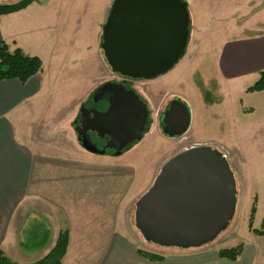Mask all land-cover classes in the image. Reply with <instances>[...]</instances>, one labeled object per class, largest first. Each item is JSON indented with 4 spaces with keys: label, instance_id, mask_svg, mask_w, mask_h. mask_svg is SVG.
Wrapping results in <instances>:
<instances>
[{
    "label": "crops",
    "instance_id": "crops-1",
    "mask_svg": "<svg viewBox=\"0 0 264 264\" xmlns=\"http://www.w3.org/2000/svg\"><path fill=\"white\" fill-rule=\"evenodd\" d=\"M218 5H210L220 21L214 36H223L217 39L222 44L217 72L229 86L241 85L242 112L248 117L264 111V91L247 92L264 72V30L247 33L241 30L243 25L239 28L241 23L231 24L234 15L230 11L249 7L248 0H221ZM31 6L0 17V46L4 42L11 51L20 48L26 55L40 58L27 52L21 42L24 32H41L33 25L42 19V11ZM227 27L234 29L225 30ZM101 42L100 38L98 44ZM101 51L96 48L92 58L93 65L100 67V76L73 103L63 87L66 82L53 83L44 69L26 84L0 81V251L14 263L32 264L44 258L61 232L68 230L63 264H211L188 254L159 255L164 258L161 262L138 255L142 249L136 227L133 222L128 225L129 205L121 196L131 189L139 173L135 160L129 158L132 153L97 158L99 155L82 149L70 131L63 130L82 101L103 82ZM56 108H60L58 112ZM239 132L238 144L225 142L222 151L217 149L227 156L230 152L242 156L250 149L264 152V121L244 122ZM105 187L124 191L105 195ZM242 246L236 261L220 257L219 252L214 259L218 264H255L256 252Z\"/></svg>",
    "mask_w": 264,
    "mask_h": 264
},
{
    "label": "rangeland",
    "instance_id": "rangeland-1",
    "mask_svg": "<svg viewBox=\"0 0 264 264\" xmlns=\"http://www.w3.org/2000/svg\"><path fill=\"white\" fill-rule=\"evenodd\" d=\"M18 1L20 0L0 1V3L12 4ZM113 1L40 0L31 4L42 11L39 14L42 19L36 20L37 23L33 25L41 29L42 33L33 32L29 35L24 32L21 42L27 52L41 58L43 69L53 83L66 82V86L63 87L68 90L67 93L73 99L72 103L83 95L85 88L94 84L93 80L100 76V67L93 65L92 58L95 56L96 48L101 49L98 40L100 38L102 40L103 26L110 14ZM192 1L189 8L191 35L187 52L174 69L152 81H132L122 77L126 79V85L134 88L147 103L150 110V126L142 141L132 144L127 148L128 150H125V153H132L129 158L135 160L139 171L131 189H126L125 193L121 194L123 198H127L129 205L126 209L128 217L131 218L129 226L132 222L135 226L136 203L151 188L157 173L168 159L195 146H210L213 149L218 147L221 150L224 149L225 142L232 141L238 144L241 124L244 122L256 124L264 121V111H256L253 115L244 117L241 85L229 86L223 82L217 72V61L222 47L217 39L221 40L223 36H214L219 30L220 21L219 18L216 19L217 12L211 10L210 5L215 4L217 8L221 0ZM248 6L236 12L235 9L230 11L234 15L231 24L241 23L238 24L241 25L239 28L244 26L241 30H246L247 33L264 30V0H248ZM44 28L46 31L43 30ZM233 29L225 28L229 31ZM102 55L104 57L103 52ZM104 62L103 82L87 95L81 107L92 104L94 93L103 83L122 82L121 76H115L106 60ZM149 94L152 95V99L146 96ZM175 98L185 103L192 115L189 131L180 138L165 136L161 123L163 111ZM59 109L56 108L54 111L58 112ZM79 113L78 109L75 118L62 127L63 130L71 132L78 145L75 121L78 120ZM235 153L230 152L228 158L236 180V212L228 227L216 239L198 248L164 247L147 241L136 229L138 246L152 254L164 256L188 254L198 256L207 262L212 261L211 264H218L219 262L214 258H218L217 254L220 250L246 245L247 250L256 252L255 264H264V237L260 238L253 232L260 227L264 230V225L262 226L264 152L250 149L242 156ZM103 191L105 195H111L124 190L105 187ZM253 206L256 212L251 223Z\"/></svg>",
    "mask_w": 264,
    "mask_h": 264
},
{
    "label": "water",
    "instance_id": "water-1",
    "mask_svg": "<svg viewBox=\"0 0 264 264\" xmlns=\"http://www.w3.org/2000/svg\"><path fill=\"white\" fill-rule=\"evenodd\" d=\"M189 8L186 0H114L100 46L111 72L132 81H152L173 70L187 52ZM94 97L106 99L108 106L103 112L80 109L89 125L76 129L79 143L88 153L103 156L113 150L120 157L147 132L148 105L135 90L116 82L105 83ZM191 119L190 108L175 98L161 116L163 134L184 136ZM89 131L107 139L102 149ZM236 206V180L225 155L210 146H195L164 163L136 203L135 226L154 244L198 248L228 227Z\"/></svg>",
    "mask_w": 264,
    "mask_h": 264
},
{
    "label": "trees",
    "instance_id": "trees-1",
    "mask_svg": "<svg viewBox=\"0 0 264 264\" xmlns=\"http://www.w3.org/2000/svg\"><path fill=\"white\" fill-rule=\"evenodd\" d=\"M12 1V0H0ZM40 0H20L12 4L0 3V17L19 12L26 9L34 2ZM43 69V62L38 57L26 55L20 48L11 51L9 46L2 42L0 46V81L18 80L21 84H26L31 78L38 75ZM264 91V72L260 74L259 80L247 92H262ZM256 212L255 206L252 208V219ZM251 226V224H250ZM257 235L264 236V230H253ZM69 245V231L61 232L53 249L41 260L32 264H63V260L67 254ZM243 252V246L232 249H223L219 251V256L231 261H236ZM138 255L153 262H161L164 260L162 256L148 253L142 250L137 251ZM0 264H17L10 261L2 251H0Z\"/></svg>",
    "mask_w": 264,
    "mask_h": 264
},
{
    "label": "flooded vegetation",
    "instance_id": "flooded-vegetation-1",
    "mask_svg": "<svg viewBox=\"0 0 264 264\" xmlns=\"http://www.w3.org/2000/svg\"><path fill=\"white\" fill-rule=\"evenodd\" d=\"M122 78V77H121ZM109 82V81H108ZM110 82H116V81H110ZM107 83V82H106ZM116 83H121V84H123L124 86L127 84L126 83V79H123L122 78V82H116ZM105 84V83H104ZM104 84H102L100 87H102ZM99 87V88H100ZM126 87L129 89H131V90H135L134 88H132L131 86H129V85H126ZM99 88H97V90L99 89ZM96 90V91H97ZM92 101V104L90 105V106H82V107H85L86 109H88V110H92V109H96V110H98V111H100V112H103V111H105L106 109H107V102H106V99H101V100H95V97L93 96V100H91ZM172 102V101H171ZM170 102V103H171ZM170 103L167 105V107L165 108V110L163 111V113L166 111V109L169 107V105H170ZM147 104V103H146ZM81 107V108H82ZM163 113H162V115H163ZM161 115V116H162ZM90 117H92V114L90 115ZM86 120H89V117L88 116H85V118H83L82 117V114H81V112L79 113V117H78V120H76L75 121V129H77L78 127H80V128H82L83 126H87V125H89L88 124V122L86 121ZM85 122V123H84ZM82 123H84V125L82 124ZM89 135H90V137H91V139H92V141H93V143L97 146V147H99L100 149H102L104 146H105V144H106V141H107V139H101L100 137H98V134L96 133V132H91V131H89ZM128 150V149H127ZM126 151H124L123 153H125ZM106 154H109V155H114V151L113 150H108L107 151V153ZM226 158H227V160H228V162H229V158H228V156L226 155ZM229 164L231 165V163L229 162ZM264 225V222H263V224H262V226ZM262 229V227H260V228H257L256 230H261Z\"/></svg>",
    "mask_w": 264,
    "mask_h": 264
}]
</instances>
